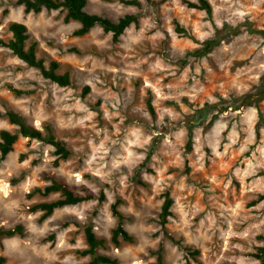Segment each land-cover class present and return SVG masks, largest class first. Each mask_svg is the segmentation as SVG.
<instances>
[{
	"label": "rangeland",
	"instance_id": "1",
	"mask_svg": "<svg viewBox=\"0 0 264 264\" xmlns=\"http://www.w3.org/2000/svg\"><path fill=\"white\" fill-rule=\"evenodd\" d=\"M208 1L210 18L185 4L195 0H140L139 9L87 0L90 14L139 16L113 44L99 27L73 36L79 23H65L64 11L25 14L16 0H0V39L11 38L10 22L24 24L37 57L71 80L59 87L0 47V112L49 125L71 154L54 165L50 146L19 136L0 158V228H23L0 240L4 264H88L78 254L87 226L106 241L98 254L118 264H154L159 249L162 264H260L264 201L251 203L264 194V0ZM0 130L17 127L2 117ZM49 178L95 199L40 221L30 208L59 194L27 195ZM166 192L174 200L167 232L198 255L160 231ZM116 201L134 238L118 248L109 241Z\"/></svg>",
	"mask_w": 264,
	"mask_h": 264
},
{
	"label": "trees",
	"instance_id": "2",
	"mask_svg": "<svg viewBox=\"0 0 264 264\" xmlns=\"http://www.w3.org/2000/svg\"><path fill=\"white\" fill-rule=\"evenodd\" d=\"M123 5L132 6L135 8H141L140 0H117ZM147 3H152L151 0H145ZM187 7L198 11H203L210 18L212 16V6L208 0H195V2H185ZM16 5L22 6L25 14H39L43 10L45 11H64V22L68 23L74 21L79 23V28L73 31L72 35L75 37H82L88 34L95 27H99L104 33L111 35V42L116 44L119 42L120 37L131 26L138 28L139 16L136 14H126L116 21L110 20L104 16L97 14H90L85 11L87 0H16ZM8 31L11 33V38L7 42L0 39V47L8 49L12 55L23 62L28 67L37 69L42 77L51 83L56 84L59 87H68L71 84L70 76L68 73L59 74V63L56 61L45 62L36 55L37 44L36 42H28L29 35L27 28L24 24L18 22H10L8 24ZM175 31L177 33L185 34V30L180 28L178 24L175 25ZM264 39V32H260ZM218 43V42H217ZM216 44L215 41H208L207 46ZM76 52V50H71ZM15 94H20V91L11 89ZM89 92V88L86 87L83 93ZM148 109L151 116H154V110L148 102ZM6 117L11 125L17 127L15 133L7 130H0V158L3 160L8 154L13 151L14 145L18 140V137L28 139L29 141H37L42 144L48 145L53 149V154L56 156L54 165H57L59 161H65L70 157V151L66 147L65 143L58 139L53 133L49 125H44L42 130H38L31 125H27L22 118L12 112L6 111L0 112V118ZM260 120L261 116L259 115ZM260 123L255 126L256 136L259 135ZM49 184L43 188H34L27 198H31L34 195L46 197L50 194H59V198L55 201L39 203L30 208L31 212L40 211V221H44L50 217L55 210L75 206L80 203L94 200L93 195H77L67 186L57 181L54 178H49ZM99 202L104 201V195L100 194L97 198ZM264 201V194L260 195L257 200L253 201L251 205H256ZM120 201H116L111 205V214L116 220V225L111 231L110 243L118 248L121 243H133V236L124 228V217L118 210ZM174 200L172 196L166 192L163 194V202L158 213L157 223L160 227V231L163 235L169 239L172 243L182 248L185 253L190 256L198 255V251L184 246L181 240H176L170 236L167 232V225L169 219L172 216L171 209L173 207ZM23 236V228L21 225H16L10 229L0 228V240L3 238H11ZM84 237L87 248L78 252L82 257H90L88 264H118L116 259H112L108 256L98 254L100 248L105 247V240L97 238L91 226H87L84 229ZM162 251L159 249L156 252V261L154 264H162ZM254 257L260 264H264V248H259L257 254ZM5 263V258L0 256V264Z\"/></svg>",
	"mask_w": 264,
	"mask_h": 264
}]
</instances>
